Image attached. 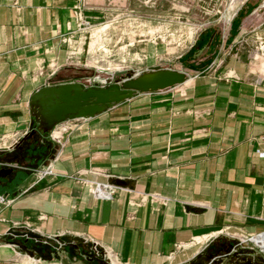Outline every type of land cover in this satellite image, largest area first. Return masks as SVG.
I'll return each instance as SVG.
<instances>
[{
  "label": "crops",
  "instance_id": "obj_1",
  "mask_svg": "<svg viewBox=\"0 0 264 264\" xmlns=\"http://www.w3.org/2000/svg\"><path fill=\"white\" fill-rule=\"evenodd\" d=\"M123 1L0 0V197L10 201L0 203V240L25 227L70 245L43 260L0 241V264H107V255L112 264L199 257L225 264L251 255L232 252L220 234L264 231V159L255 156L264 133V74L248 67L253 35L264 34L261 5L250 3L242 11L248 15L230 23L226 53L215 47L214 59H227L223 66L179 70L188 77L182 85L137 94L42 136L31 95L79 81L65 63V38L83 20L101 23ZM34 133L54 151L44 160L52 176L39 179L22 161V143ZM92 168L106 177L88 173ZM66 175L121 187L100 199ZM215 246L226 253L212 256Z\"/></svg>",
  "mask_w": 264,
  "mask_h": 264
},
{
  "label": "rangeland",
  "instance_id": "obj_2",
  "mask_svg": "<svg viewBox=\"0 0 264 264\" xmlns=\"http://www.w3.org/2000/svg\"><path fill=\"white\" fill-rule=\"evenodd\" d=\"M250 3L253 8L257 5L264 7V0H124L116 6H109L113 11H109L101 23L91 24L83 20L72 35L65 38V63L67 67L80 72L76 76L79 82L90 78L95 81L94 86L113 83L117 71L130 70L133 74H140L149 67L158 66L163 69L187 70L190 75H194L206 68L223 66L227 59H214L215 47L218 51L220 45L221 53L227 52L228 27L234 19L243 20L248 15L242 11H246ZM253 36L248 67L264 74V61L253 59V56L260 54L259 43L264 34ZM245 41L241 37L237 45L242 48L247 45ZM204 45L208 49L197 58L194 53ZM52 152L50 148L48 155ZM46 156L42 158L34 152L28 153L22 161H27L26 164L36 175L50 164L44 161ZM40 163L41 166L36 167ZM89 172L95 177H106L98 168H92ZM68 176L72 175L65 177ZM76 177L79 176L74 175ZM240 235L227 231L220 234V237L226 238L228 245H235ZM33 243L29 241L28 246ZM245 253L251 255L249 259L264 263L261 253L250 250H245ZM210 254L215 255V251L212 250ZM242 261L241 257H236L232 258L231 263L225 264H241ZM106 262L110 264L107 259ZM206 263L209 261L202 262Z\"/></svg>",
  "mask_w": 264,
  "mask_h": 264
},
{
  "label": "water",
  "instance_id": "obj_3",
  "mask_svg": "<svg viewBox=\"0 0 264 264\" xmlns=\"http://www.w3.org/2000/svg\"><path fill=\"white\" fill-rule=\"evenodd\" d=\"M114 74L117 78L106 86H85L76 81L45 86L35 91L29 102L40 130L47 135L56 125L65 121L94 118L137 94L163 91L188 80L182 71L158 66L150 67L140 74H133L130 70ZM115 184L121 186L118 181ZM0 241L10 244L31 259L39 258L28 247L29 241L47 244L55 251L70 246L58 238L45 237L25 227L8 229L6 237ZM97 256L102 259L104 253L99 252Z\"/></svg>",
  "mask_w": 264,
  "mask_h": 264
},
{
  "label": "built area",
  "instance_id": "obj_4",
  "mask_svg": "<svg viewBox=\"0 0 264 264\" xmlns=\"http://www.w3.org/2000/svg\"><path fill=\"white\" fill-rule=\"evenodd\" d=\"M259 50H260V54L253 56L254 60H263L264 61V36L263 38H261V42L259 43ZM83 85L85 86H94L96 83L94 80L90 79V78H85L83 79V81L81 82ZM255 156L258 157L259 159H264V133L263 135H261L260 139H259V146L258 148L255 150ZM91 173V172H89ZM47 175H54V172L52 170L51 164H49L46 168H44L43 170H40L37 172L36 176L41 179ZM68 178H73L75 181H80L81 183H83L85 186L89 187L90 192L97 198L100 199H109L112 197L113 192L115 189H118L119 185L115 184L114 182H108L105 184H101L98 183L96 181H91L88 179H83L81 177H76L74 178V176H68ZM100 189L103 190L102 195H98L100 192ZM10 201L5 200L4 197H0V203L2 204H9ZM241 238H239V242L238 244H235L232 248V252H236L237 248L241 247V248H246V250H250V251H255V252H259L264 256V241L262 242V237L264 236V231L257 233V234H252V235H240ZM106 259L110 262V264H112V256L111 255H107Z\"/></svg>",
  "mask_w": 264,
  "mask_h": 264
},
{
  "label": "trees",
  "instance_id": "obj_5",
  "mask_svg": "<svg viewBox=\"0 0 264 264\" xmlns=\"http://www.w3.org/2000/svg\"><path fill=\"white\" fill-rule=\"evenodd\" d=\"M43 137H46V135L41 132ZM36 135V137H35ZM42 136L40 134L34 133L33 137L28 136L26 140L22 143V150L20 151L21 156H25L28 153H35L39 155L40 157L46 156L49 153L50 150V143L46 140L42 139ZM31 143V147L29 144ZM43 158V157H42ZM230 247V244L228 245ZM36 255L37 258L43 259V260H49L56 257V251L49 245L43 244V243H33L28 246ZM215 255L214 256H221L226 253V251L223 249V246H215L214 248ZM244 251V252H243ZM241 254H246L245 250H241ZM212 255V256H213ZM241 264H264L263 262L259 261H253L252 259H242ZM192 264H202V260L199 258H196ZM212 264H218L215 261Z\"/></svg>",
  "mask_w": 264,
  "mask_h": 264
},
{
  "label": "bare ground",
  "instance_id": "obj_6",
  "mask_svg": "<svg viewBox=\"0 0 264 264\" xmlns=\"http://www.w3.org/2000/svg\"><path fill=\"white\" fill-rule=\"evenodd\" d=\"M100 192H101V193H99L98 195H102L103 190L100 189ZM261 241H262V242L264 241V236L262 237V240H261Z\"/></svg>",
  "mask_w": 264,
  "mask_h": 264
}]
</instances>
